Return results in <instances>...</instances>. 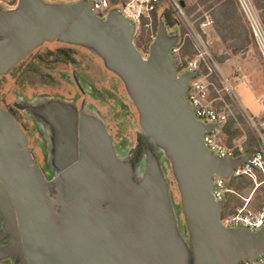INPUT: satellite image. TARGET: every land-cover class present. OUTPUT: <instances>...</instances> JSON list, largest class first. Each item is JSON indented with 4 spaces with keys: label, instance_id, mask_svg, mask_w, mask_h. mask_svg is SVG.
I'll return each instance as SVG.
<instances>
[{
    "label": "water",
    "instance_id": "95a60500",
    "mask_svg": "<svg viewBox=\"0 0 264 264\" xmlns=\"http://www.w3.org/2000/svg\"><path fill=\"white\" fill-rule=\"evenodd\" d=\"M181 4L185 5L183 0ZM135 31V24L118 8L100 16L88 0H19L16 8L0 12V73L45 41L59 39L93 51L121 77L138 110L141 129L170 160L190 233L192 264H239L260 256L264 227L250 231L224 226L221 201L212 193L213 175L228 178L255 149L239 157L211 153L203 135L212 125L196 118L185 97L195 73L179 74L171 56L179 32L169 36L161 20L144 57L134 42ZM97 139L83 135L80 160L65 162L66 197L59 200L56 215L26 135L12 114L0 107V242L8 241L0 247V259L16 257L13 264H187L188 248L176 233L160 171L149 169L140 186L144 191L138 187L128 193L127 187L133 185L126 182L124 170L97 168L110 153ZM89 161L90 173L85 171ZM121 190L126 195L125 217L135 213L132 226L121 229L111 215L115 210L89 224L88 207L120 196Z\"/></svg>",
    "mask_w": 264,
    "mask_h": 264
},
{
    "label": "rangeland",
    "instance_id": "374dc122",
    "mask_svg": "<svg viewBox=\"0 0 264 264\" xmlns=\"http://www.w3.org/2000/svg\"><path fill=\"white\" fill-rule=\"evenodd\" d=\"M17 1L18 0H0V5L6 8H1L0 12L14 9ZM44 1L70 3L79 0ZM88 1L90 2V0ZM184 1L187 3L186 12L188 20L192 25L196 26L198 21L202 20L205 15H210L214 20V27L208 34L210 50L220 66V71L224 77L229 79L233 86V92L231 96H229V100L225 98V102H220V100H218L216 103L218 106H223L230 116L237 117L238 114H242L246 118L248 113L256 117L258 122H264V58L241 4L238 2L239 12L234 16L235 24L236 27L243 32V36L248 32L250 42L246 43L243 49L234 53L231 46L239 43V39H234L228 32H226V40L221 38L222 27L218 16L220 3H218L217 0ZM165 3L170 5L169 0H166ZM188 8H191L192 11H189ZM257 15L261 20L259 13H257ZM168 23L170 31L167 25H165L169 36L171 33L178 31V26L176 24H180L183 29L185 28V25L181 24V21L175 17H170ZM223 32L225 33V31ZM156 35L157 31L155 32L154 25L150 27L142 25L140 28L136 29L134 33V42L142 51L144 57L148 56L149 46ZM42 44L43 45L22 64V67L29 66L32 72L31 74L33 75L31 81L27 83L29 86L25 89H21L15 80L16 74L13 72L5 77H0V104L8 103L17 95H20V97L27 96L26 100L29 101L28 106L36 107L33 105V102H31L32 98H30V96L41 97L44 96L45 93H50L52 95H61L66 99H72L80 108L88 110L89 113H96L99 115L105 123H108L110 132L114 135L115 142L120 150L118 156L124 161V171L129 185H133L134 181H139L145 174L144 177L148 176L149 174L147 172L149 169L151 170V168L160 171L167 189L166 191L168 192L170 208L172 212L175 213V220H177L175 230L180 232L185 240H188L190 234L185 218H183L181 214L183 213L181 212V194L177 180L171 170V163L166 157L159 159L157 152L155 150L152 151L153 148H157V145L154 142H150L151 139H146L142 134L139 126L138 112L132 104L122 80L110 69L105 68L102 58L89 49L64 44L60 41H45ZM58 49L64 51L68 59L59 55H57V57L51 52L58 51ZM193 51H195L194 48ZM191 52L192 50L185 53L183 48H181V63L177 60L178 56L175 57L171 54L176 66L181 67L179 74L184 73L185 61L194 56V53L192 55ZM212 80L214 85L218 87L221 86L216 76H212ZM211 98H214L213 90ZM27 110L26 108L25 111ZM22 119L26 122L25 125H27V131L30 135L31 150L33 155L37 157L36 163L40 165V168L45 169V171L49 170L53 174H55V169H58L60 172L63 171L64 167L59 160V148L55 147L53 150V158L51 161L47 157L45 160L43 158L41 152L42 141L37 131L41 134L46 144V150L56 145V140L55 144L47 143V128L44 125V128L40 127V123L37 122V117L36 123H33L31 118L26 115H23ZM237 126L241 129V135L235 138L231 147L234 148L235 151L239 150L244 152L247 148L248 141L251 140L253 136L256 138L255 148H259L257 135L247 121L245 120V123L238 121ZM59 137L60 135H58L57 140ZM146 141H148L149 144L152 143V147L148 144L143 147ZM222 141L225 143V138H222ZM239 156L240 155L236 157ZM153 163L156 164L153 165ZM96 165L97 167L99 166V164ZM50 167L55 169L51 170ZM89 169L90 163L87 165L85 171ZM59 177L61 179L60 188L63 192L59 200L63 202L66 197L64 195L66 180L62 178L61 174ZM261 178L262 177H259L258 180L260 181ZM243 180L246 182L244 181V183L241 184L242 186H237L238 183L236 184V180L231 175L228 177V181H231L229 185L233 186L235 192L242 197H247L252 192L254 182L250 178H243ZM47 181L49 180L46 178V190L48 195L53 199V209L57 215L56 198L53 195L52 187L48 185L51 184V182L47 183ZM229 200V208L231 207L232 211L242 203V198L233 193L230 195ZM227 202L228 199L221 201V207L224 208L227 206ZM263 202L264 189L263 186H261L255 192L250 202V207L252 209H257ZM15 260L17 261L16 257H14L13 263ZM187 264H190L189 257L187 259Z\"/></svg>",
    "mask_w": 264,
    "mask_h": 264
},
{
    "label": "built area",
    "instance_id": "2783aa9c",
    "mask_svg": "<svg viewBox=\"0 0 264 264\" xmlns=\"http://www.w3.org/2000/svg\"><path fill=\"white\" fill-rule=\"evenodd\" d=\"M164 1L166 0H118L116 7H112L111 0H90L92 10L97 15L104 16L111 9L118 8L126 18L135 24L136 29L142 25L152 26L153 12L164 4ZM237 1L248 17L252 33L264 58V26L251 0ZM169 3L175 17L185 25L184 34L171 49V54L175 57L178 56L177 60L181 63L180 51L188 40L195 50L194 56L185 61L184 73H195L189 81L185 97L192 105L196 118L203 123L212 125V128L203 135L204 144L215 155L235 157L234 148L226 146L222 141L223 127L230 115L223 106H218L216 103L218 100L225 102L226 96H231L233 86L220 71V66L210 50L208 34L214 27V20L210 15H205L194 26L189 22L187 12L180 0H169ZM201 68H204L205 71L198 74ZM212 76L219 79L221 86L214 85ZM212 90L214 98H211ZM245 119L257 135L259 148H255L252 157L245 164L233 169L230 175L233 178L252 179L254 182L252 192L247 197H242L235 192L233 186L229 185L231 181H228V178L214 174L212 193L217 201L228 199L227 206L221 207L220 212V220L224 226L258 231L264 227V202L257 209H252L250 202L261 186L264 189V122H258L256 117L248 113ZM259 177H262L260 181ZM232 193L242 198L241 205L233 211L231 207L229 208V198ZM239 264H264V253L254 259H243Z\"/></svg>",
    "mask_w": 264,
    "mask_h": 264
},
{
    "label": "flooded vegetation",
    "instance_id": "af4514ba",
    "mask_svg": "<svg viewBox=\"0 0 264 264\" xmlns=\"http://www.w3.org/2000/svg\"><path fill=\"white\" fill-rule=\"evenodd\" d=\"M18 3H19V0L17 1V4L14 8L18 6ZM0 7L2 9H6L1 5ZM1 38L3 37L1 36ZM53 41L59 42L60 40L56 39ZM41 45L34 48L29 54H27L25 57L20 59L10 69H8L5 72L0 73V77H2L3 75L7 76L10 73H12L13 69L16 66H18L20 62H24L29 56L34 54L38 50V48L41 47ZM58 51H51V52H53L54 55L57 56ZM26 97L27 96L20 97V95H17L12 101L8 102L6 106L0 105V107H3L6 110H8L12 114V116L15 118V120L18 122L20 127L22 128L24 134L27 137V141H28L27 147L30 149L31 156L33 155V152L31 150V145H30V135L28 134L29 132L27 131V125H25L26 122L22 119L23 115H26L29 118H31L33 123H36L38 119L37 122L40 123V127L44 128L43 127L44 125L47 128L46 129L47 130V136H46L47 143L49 142L50 144L51 143L55 144V140H56V145H54L53 148L46 150V147H45L46 144L44 143V140L41 134L37 131V134H39V138L42 141L41 142L42 143L41 152H42L44 160L47 157L51 161V159L53 158V150L55 149V147L59 148V160L61 161V163H63L62 164L63 167L66 164L65 163L66 161L68 162L74 159L80 160L82 136L84 135L90 138L91 135H96L98 137L97 140L99 141L101 140L100 142L104 143V145L106 144L108 151H110V153L107 156L105 155L104 157H102V162L99 164L97 168L102 169V170H108L111 172L122 171L123 173V170H124L123 162L124 161H122L118 156L120 150L117 147V144L114 139V135L112 138L109 133L110 129H109L108 123H105V121H103V119L99 115H97L96 113H89L88 110H85L84 108H80V106H77V103H75L72 99L63 98V96L61 95H56V94L52 95L50 93H45V95L41 97L30 96V98H32L31 102H33V105H35L36 107L28 106L29 101L26 100ZM26 108L28 109L27 111H25ZM139 126H140V123H139ZM140 130L142 134L146 137V139L149 138L144 134L143 130L141 129V126H140ZM58 135H60V137L57 140ZM147 144L152 147V143L149 144L148 141H146L143 144V147H145V145ZM89 151H90V145H89ZM33 157H34L33 159L34 164H36L39 167L44 180L47 178L49 180L47 181V183L51 182V184H48V185L52 187L51 189L53 191V195L56 198L55 199L56 205L59 211V209L61 208L60 203H59V197L63 193L60 188L61 180H60L59 175L60 174L63 175L64 172L67 171L68 167L66 168L64 167L63 171H61L62 173L58 169L50 167L51 170L55 169L54 170L55 174H53L49 170L45 171V169L40 168V165L36 163L37 157H35L34 155ZM86 172L90 173V169L87 170ZM144 176H142L143 179L140 178L139 181H134L133 187L132 186L127 187L126 191L128 193H133L135 189L142 186V183L145 179ZM45 186L47 188V185ZM138 190H141L142 192L144 191L141 189V187ZM120 192L122 193V190ZM121 193H120V196L118 197H115V196L106 197L104 201L102 202V204L90 205L88 207V212H87L88 223L90 224L93 222H97L101 215L103 214L105 215L106 212L110 213L115 210L114 212L111 213V215L113 214L115 216V219H114L115 222L120 224L121 229H124V230L129 229L132 226L133 216L135 215V213L132 210L128 213L127 217H125L123 206L126 204V200H125L126 195L124 193H122L121 195ZM48 196L50 198V201L52 202L53 199L51 198L50 195ZM52 205H54L53 202H52ZM135 211H137V209ZM181 212H182V207H181ZM181 214L183 215V213ZM172 215L175 220V213L172 212ZM176 223H177V220H175V224ZM0 225H1V220H0ZM176 233L178 237L182 240V242L185 244V246L188 248L189 246L188 241H190V237L188 240L187 239L185 240L183 236L180 234V232L176 230ZM7 243H8L7 240L0 242V247L4 246ZM13 261H14V257H6V258L0 259V264H13Z\"/></svg>",
    "mask_w": 264,
    "mask_h": 264
},
{
    "label": "trees",
    "instance_id": "16d2710c",
    "mask_svg": "<svg viewBox=\"0 0 264 264\" xmlns=\"http://www.w3.org/2000/svg\"><path fill=\"white\" fill-rule=\"evenodd\" d=\"M251 1L253 3V6H254L256 12L259 13V15L261 17V22H262V24L264 26V0H251ZM165 2L166 1H164V4H162L158 9H156L153 12V24L152 25L155 26V32L156 31L158 32L159 23H160L161 20H163L165 22V24L167 25V27H168V29L170 31V27H169V23H168L169 18L170 17H172V18L175 17L171 6L167 5ZM217 2L220 3L218 16H219L220 24H221V27H222V32L220 31L221 32V38L223 40H226L227 39V33L226 32H228L229 34H231V37H233L234 39H239V43L235 44L234 46L233 45L231 46L232 51L234 53H236V52L240 51L241 49H243L245 47L246 43L250 42L248 32H246V30H245L246 34L243 36V32L241 30H239L236 27V24H235L234 16H235V14L237 12H239L238 1L237 0H217ZM184 3H185L184 8L186 10L187 3L185 1H184ZM117 4H118V0H111V6L112 7H116ZM188 10L192 11L191 8H188ZM176 23H178V22H176ZM176 25L178 26L177 29H178V32L180 34V37L183 36L184 29L181 27L180 24H176ZM223 31H225V33ZM60 42H62L64 44H72V45H75V46L86 48V47H84L81 44L68 43V42H63V41H60ZM183 50L185 51V53L189 52L190 50H192V52H191L192 55H193V53H195V51H193V47L191 46L189 40L186 42L185 46L183 47ZM91 52H93V51H91ZM58 55L59 56H63L66 59H68V57L66 56V54L62 50L58 51ZM22 64H23V62H20L19 65L16 66L13 69L12 72L14 74H16L15 75V80L18 83V86L21 89H25L27 86H29L27 83L29 81H31L33 75L31 74L32 72L29 69L30 67L29 66L22 67ZM104 66H105V64H104ZM105 68H107V67L105 66ZM177 69L179 71L181 69V67L178 66ZM204 71H205V69L201 68V70L198 71V74H201ZM114 74H116V73H114ZM117 76L121 79V77L119 75H117ZM2 77H5V75H3ZM122 82H123V80H122ZM226 98L229 100V96H226ZM130 100H131L132 104L134 105V107L136 108V106H135V104H134V102L132 101L131 98H130ZM0 105L6 106L7 102L3 103V104H0ZM136 110H137V108H136ZM137 112H138V110H137ZM138 116H139V113H138ZM245 120L246 119H245V117L242 114H238L237 117L230 116L228 118L227 122L225 123V125L223 127V134H222V138H225V143H224L225 145H227L229 147H231L233 145L235 138H237L238 136L241 135V129H240V127L237 126V123H238V121L242 122V123H245ZM109 133H110L111 137L113 138V134H112V132H110V130H109ZM150 142H153V140L151 139ZM255 147H256V138H254L252 136L251 140L248 141V145H247L246 150L244 152L236 150L235 151V157L238 156V155L241 156V155L245 154L246 152H249V151L255 149ZM153 150H155L157 152L159 159H163V158L166 157L164 152H163V150H161L158 146L155 149L153 148ZM170 166H171V164H170ZM171 170H172V167H171ZM172 172H173V170H172ZM243 178L244 177H242V178H234L236 180V184L238 183L237 186H242L241 184H243L244 181H245V180H243ZM183 216H184V214H183ZM0 220H1V218H0ZM189 237H190V235H189ZM188 245H189L188 246V252H189L188 257L190 259V264H192L193 263V253H192L190 241H188Z\"/></svg>",
    "mask_w": 264,
    "mask_h": 264
}]
</instances>
